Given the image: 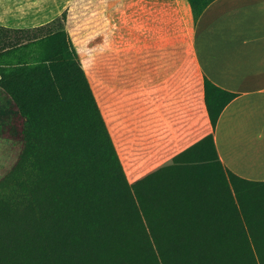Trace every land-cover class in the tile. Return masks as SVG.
Listing matches in <instances>:
<instances>
[{
    "label": "rangeland",
    "instance_id": "rangeland-1",
    "mask_svg": "<svg viewBox=\"0 0 264 264\" xmlns=\"http://www.w3.org/2000/svg\"><path fill=\"white\" fill-rule=\"evenodd\" d=\"M67 2L65 18L61 14L49 22L47 27L32 30L0 27V264H159L158 256L155 257L154 250L145 241L123 230L121 219L127 221L129 217L127 207L126 212H122L123 196L118 186L112 183L103 187L102 178L94 175L95 189L103 191L96 193L80 185L71 191L68 181L74 178L73 174L79 169L74 156L68 159L72 167L64 172L52 168L53 163L46 161V153L50 148L42 129L44 122L37 124L39 127L30 138L34 153L26 168L19 175H9L25 145L26 117L7 87L12 86L11 78L17 63L21 60L31 62L36 56L32 52L34 47L18 52L16 48L43 38L47 33L65 30L77 51L93 94L100 103L104 119H109L111 73H137L140 67L141 71H153L152 64L139 65V59L148 60L147 57L151 56L160 58V66L166 72L171 57H175L176 64L171 66L176 67V73L188 72L197 78L184 45L176 49L166 47L155 51L151 48L139 49L137 43L129 48L111 47L109 40L112 32L109 30L110 14L113 12L109 10V4L115 2L116 5L117 1ZM36 3L19 1L18 10H32ZM181 39L179 37L178 42H182ZM44 49L40 48L37 54H41ZM206 117L208 120L190 133L192 142L201 136L213 134V123L208 114ZM188 144L187 138L183 137L181 148ZM192 153L196 161H200L196 164L197 169L204 174V182L209 188L206 197L209 213L202 219L200 227L207 225L209 229L206 232L213 237V242L220 245L219 248H226L235 245L228 230L235 229L233 220L239 217L242 223L250 221L253 224V235L254 229L260 233L255 238L264 240L261 237L264 235V184H251L234 178L216 161L206 145H199ZM86 184L90 186V183ZM187 208L185 213L189 212L191 218L193 213L196 216L202 213L206 204L196 203ZM149 211L153 216L152 210ZM186 214L182 216L173 212L167 219L172 224L185 227L188 225L185 222L188 221ZM112 215L120 220L113 221ZM140 219L144 222L143 217ZM22 220H26L32 228L35 238L31 239V245L24 243L25 235L15 240V226ZM210 225H214L213 232L210 231ZM251 238L253 236L246 233V240L240 250L235 249L237 252L232 260L236 259L237 264H254L250 261L251 257L264 253V244L254 246ZM183 264L199 263L188 261Z\"/></svg>",
    "mask_w": 264,
    "mask_h": 264
},
{
    "label": "trees",
    "instance_id": "trees-1",
    "mask_svg": "<svg viewBox=\"0 0 264 264\" xmlns=\"http://www.w3.org/2000/svg\"><path fill=\"white\" fill-rule=\"evenodd\" d=\"M64 11L60 14L62 18H65ZM47 26L49 23L15 30ZM33 47L32 52L36 56L31 62L21 60L17 63L11 78L12 86L7 87L26 117L25 145L10 176L19 175L26 168L34 153L30 138L39 127L37 124L44 122L42 129L50 148L46 161L53 163L52 168L64 172L72 167L68 159L74 156L79 169L68 181L71 191L76 190L74 187L78 185L96 193L103 191L95 189L94 175L102 178L103 187L112 183L118 186L123 196L122 212H126L127 207L129 217L127 221L121 219L123 230L145 241L154 250L155 257L158 256L159 264H183L188 261L237 264V260L232 259L246 240V233L253 236L251 242L254 246L264 244V240L255 238L260 234L258 231L254 229L252 234L253 224L250 221L242 223L239 217L233 220L235 229L228 230L235 245L226 248H219L220 245L213 242V237L206 232L209 229L207 225L200 227L202 219L209 213L206 203L209 188L204 182V174L197 169L196 164L200 161H196L192 151L199 145H206L221 165L211 133L195 142L189 141L193 130L208 120L206 116L175 138L153 108L145 112L137 110L136 91H117L109 87V119H104L100 103L93 94L67 32L47 33L43 38L15 50L18 52ZM40 48L45 49L37 54ZM203 82L207 114L214 128L220 112L235 94L217 88L206 79ZM183 137L189 144L181 148ZM231 175L247 183L264 184ZM196 203L206 204V208H202L198 216L193 213L189 218V212L186 214L185 211ZM173 212L182 216L186 214L187 220L192 223L185 221L188 224L185 227L170 223L167 216ZM139 217H143L144 222ZM112 219L120 220L113 215ZM213 226L210 225L211 232L214 231ZM20 235L26 236L24 243L29 245L35 238L26 220L15 226V240ZM261 237L264 239V235ZM250 261L264 264V253L252 256Z\"/></svg>",
    "mask_w": 264,
    "mask_h": 264
},
{
    "label": "crops",
    "instance_id": "crops-1",
    "mask_svg": "<svg viewBox=\"0 0 264 264\" xmlns=\"http://www.w3.org/2000/svg\"><path fill=\"white\" fill-rule=\"evenodd\" d=\"M19 1L24 0H0L1 28L42 26L68 3L28 0L38 3L19 11ZM113 1L118 6L109 4L111 47L137 43L155 51L184 45L197 78L176 73L175 57L164 72L160 58L151 56L139 59V65L152 64L153 71L111 73L109 87L136 91L137 110L153 108L175 138L207 114L204 79L235 94L213 129L216 154L230 174L264 183V0Z\"/></svg>",
    "mask_w": 264,
    "mask_h": 264
}]
</instances>
